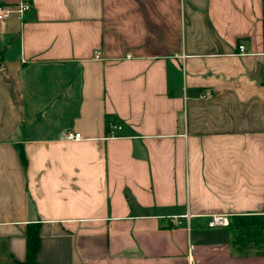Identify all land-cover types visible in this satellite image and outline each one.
Masks as SVG:
<instances>
[{"label": "crops", "instance_id": "obj_1", "mask_svg": "<svg viewBox=\"0 0 264 264\" xmlns=\"http://www.w3.org/2000/svg\"><path fill=\"white\" fill-rule=\"evenodd\" d=\"M26 1L0 24V264L28 223L38 264H264L205 226L264 223V0Z\"/></svg>", "mask_w": 264, "mask_h": 264}, {"label": "trees", "instance_id": "obj_2", "mask_svg": "<svg viewBox=\"0 0 264 264\" xmlns=\"http://www.w3.org/2000/svg\"><path fill=\"white\" fill-rule=\"evenodd\" d=\"M20 162H24V156L19 153ZM253 217L242 219L239 218L236 221L231 222L228 227H235L237 230L242 231V235L235 236L238 241V247L247 246V242L253 240L254 242L262 243L264 238L262 237V232L264 230V223H255ZM25 259L19 264H38L36 260L37 249L39 246V236L37 224L28 223L25 231ZM259 237V238H258Z\"/></svg>", "mask_w": 264, "mask_h": 264}, {"label": "built area", "instance_id": "obj_3", "mask_svg": "<svg viewBox=\"0 0 264 264\" xmlns=\"http://www.w3.org/2000/svg\"><path fill=\"white\" fill-rule=\"evenodd\" d=\"M31 8V5L26 0H18L15 3H0V24L4 23L10 14H14L17 18H21L22 15ZM244 47V43L241 42L237 45L238 52ZM120 129V125L114 122H109L107 124V131L109 134ZM80 133L74 132L72 130H66L63 133V139L68 140H78L80 139ZM207 219L205 221V226L210 228L226 227L230 224L231 215L226 213H209L206 215ZM184 218H188L187 215H183Z\"/></svg>", "mask_w": 264, "mask_h": 264}, {"label": "rangeland", "instance_id": "obj_4", "mask_svg": "<svg viewBox=\"0 0 264 264\" xmlns=\"http://www.w3.org/2000/svg\"><path fill=\"white\" fill-rule=\"evenodd\" d=\"M257 222H258V221H257ZM242 233H243L242 231H239V232H238V235H242Z\"/></svg>", "mask_w": 264, "mask_h": 264}]
</instances>
